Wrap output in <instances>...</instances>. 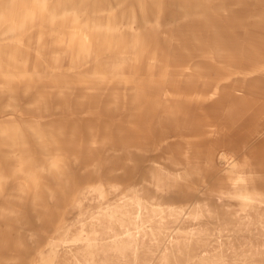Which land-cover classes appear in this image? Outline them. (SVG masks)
Returning <instances> with one entry per match:
<instances>
[{
	"label": "rangeland",
	"instance_id": "374dc122",
	"mask_svg": "<svg viewBox=\"0 0 264 264\" xmlns=\"http://www.w3.org/2000/svg\"><path fill=\"white\" fill-rule=\"evenodd\" d=\"M263 132L264 0H0V264H264Z\"/></svg>",
	"mask_w": 264,
	"mask_h": 264
},
{
	"label": "bare ground",
	"instance_id": "6f19581e",
	"mask_svg": "<svg viewBox=\"0 0 264 264\" xmlns=\"http://www.w3.org/2000/svg\"><path fill=\"white\" fill-rule=\"evenodd\" d=\"M250 168L252 169L251 171L260 173L258 170H255L253 168V166H251ZM208 171H209L208 168H206V173H208ZM249 178H256V177H249ZM140 197H141V194H139V198L136 200V207H137V213H136L137 215L136 216L138 218L142 219L141 211L143 209L142 207L144 205V200H143V197H141V198ZM237 197H239V196H230V197H224L222 195L221 196H215L214 198H216V199H215L214 203L216 206H219L217 203L220 202L222 199H224L226 202H233L235 204V207L238 208L237 213L244 212V208L247 205H249V206L254 205L257 207L264 206V202L259 201L255 198L250 199L249 202L245 203V201H238ZM187 203H188L187 199H184L182 202L183 206L187 205ZM153 213H154V215H157L154 211L151 212V214H153ZM148 221H152L151 223L161 222V221H157L155 216H154V218H151ZM104 239L105 240H107V239L111 240L112 242H110L109 244H106L104 246V245H102V241ZM145 239L148 240V236L146 234V228L145 227H142L141 229H137V228L133 229L126 224H123V225H120L119 227H117L113 221L107 220L106 222L101 223V227H99L98 229H94V228L89 229V234H88V242L89 243L87 246L89 259L86 262H87V264H125L124 263V257L127 255L128 252H131L132 257H133L132 262L140 264L141 262L139 261L137 246L139 245L140 241H143ZM171 239H172L171 235H167L165 240L173 248ZM162 246L163 245H161L160 247H162ZM96 253H99L101 255V258L98 259L97 263H95L94 260L92 259V255L96 254ZM163 253H165V252H163ZM106 254L107 255L110 254L112 256V258L106 257L105 256ZM162 256H163V254H162ZM155 258H156V256H155ZM148 260H150V259H148Z\"/></svg>",
	"mask_w": 264,
	"mask_h": 264
},
{
	"label": "crops",
	"instance_id": "0c3cea01",
	"mask_svg": "<svg viewBox=\"0 0 264 264\" xmlns=\"http://www.w3.org/2000/svg\"><path fill=\"white\" fill-rule=\"evenodd\" d=\"M263 135H264V132L263 133H261V134H259L256 138L257 139H260V138H262L263 137ZM251 166L250 165H245V168H248L249 170H248V172H249V177H256V176H258L260 173H257V172H253V171H251L252 169L250 168Z\"/></svg>",
	"mask_w": 264,
	"mask_h": 264
}]
</instances>
